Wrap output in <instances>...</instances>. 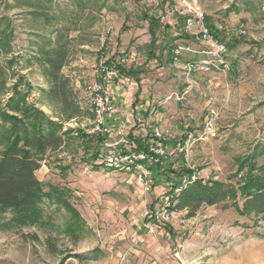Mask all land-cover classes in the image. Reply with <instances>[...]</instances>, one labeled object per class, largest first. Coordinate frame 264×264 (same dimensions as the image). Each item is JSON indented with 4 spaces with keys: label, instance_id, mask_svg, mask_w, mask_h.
Segmentation results:
<instances>
[{
    "label": "rangeland",
    "instance_id": "374dc122",
    "mask_svg": "<svg viewBox=\"0 0 264 264\" xmlns=\"http://www.w3.org/2000/svg\"><path fill=\"white\" fill-rule=\"evenodd\" d=\"M165 1L156 5L151 0H0V19H8L13 29L12 52L6 57H15L11 68L30 83L28 100L35 107L61 121L63 130L85 133L93 120L83 96L91 64L108 61L125 71L138 70V79L125 75L123 82L113 83L121 120L114 119L106 140L122 138L119 144L126 148L132 145L130 136L150 138L157 126L170 128L165 142L170 148L185 129L200 130L207 105L214 106L215 134L197 141L187 160L165 157L163 169L170 163L177 170L183 162L199 172V179L229 182L236 170L234 157L256 143L264 145V0H196L215 27L222 20L219 38L230 51L229 69L209 75L183 73L182 65L194 59V52L174 59L166 49L158 50L157 45L169 41L172 47L202 48L185 33L181 18L174 15L166 24L159 22L167 15ZM230 3L245 13L232 33L225 21L232 12H226ZM145 16L156 20L154 58L148 53ZM48 39L68 43L69 61L61 73L69 78L79 107L72 117L48 92L46 67L36 59L38 47ZM10 72L7 86L16 80ZM7 95H0V100ZM140 108H147V114H136ZM75 133L62 149L46 150L35 173L45 183L69 189V201L86 230L76 239L65 233L66 211L46 203L47 226L0 230V264H264V220L253 224L251 217L224 204L203 205L193 215L177 209L176 215L166 218L171 186L164 175L174 178L173 174L161 169L145 192L136 177L101 167L99 157L105 151L101 137L95 148L98 157L92 160L95 139L82 141ZM147 225L153 226L152 232Z\"/></svg>",
    "mask_w": 264,
    "mask_h": 264
},
{
    "label": "trees",
    "instance_id": "16d2710c",
    "mask_svg": "<svg viewBox=\"0 0 264 264\" xmlns=\"http://www.w3.org/2000/svg\"><path fill=\"white\" fill-rule=\"evenodd\" d=\"M237 8L233 3L226 12ZM143 18L148 22L150 35L148 53L154 58L152 48L156 42V20L152 16ZM204 19L214 35L219 37L224 32L222 27L214 26L211 16L204 15ZM12 30L8 19H0V95L8 94L0 100V230L32 225L47 226L50 216L43 207L47 203L66 211L68 218L64 232L76 239L87 227L80 212L69 201V189L45 183L37 178L35 172L40 168L46 150L62 149L71 133L76 132L75 136L82 141L92 142L95 139L92 160L98 157L95 148L101 138L81 129L63 130L61 121L46 115L28 100L32 90L30 83L11 68L15 57H6L12 52ZM169 43L157 45L158 50L166 49L170 55L172 43ZM36 56L39 63L46 67L50 84L48 92L63 104L68 117L76 115L79 107L75 105L69 78L61 73L62 67L69 61L67 41L48 39L38 47ZM119 68L127 77L138 79V70L130 68L125 71ZM7 72H10V76H16L10 86L6 85ZM90 116L93 117L92 114ZM130 139L132 146L137 149H146L148 146V137L130 136ZM164 158L151 166L153 175L157 180L162 174L159 173L161 169V172L173 174L174 178L166 175L164 178L170 186L177 187L181 177L191 173L192 169L183 162L177 170L170 163L163 169ZM234 161L236 170L230 176L231 181L198 179L187 184L178 193L177 209L185 208L188 215H193L203 205L224 204L231 206L240 215L251 217L253 224L264 220V145L254 144L246 154L235 156Z\"/></svg>",
    "mask_w": 264,
    "mask_h": 264
},
{
    "label": "built area",
    "instance_id": "2783aa9c",
    "mask_svg": "<svg viewBox=\"0 0 264 264\" xmlns=\"http://www.w3.org/2000/svg\"><path fill=\"white\" fill-rule=\"evenodd\" d=\"M154 4H160L163 0H151ZM167 15L160 16L159 22L166 24L170 17L176 15L183 21L186 34L201 45L204 57L191 59L182 65L183 73L191 75L195 73L209 75L214 72L229 69L227 61L228 48L224 40L214 35L212 30L205 24L204 13L194 0H166L164 2ZM195 52L190 45L176 44L171 48V56L176 59L183 52ZM90 78L84 82L83 96L93 115L91 127L87 130L89 135L102 138L104 153L100 156L99 164L103 169L116 171L128 176H134L140 182V188L148 191L154 185L151 166L158 163L162 158L169 155H179L184 160L192 154L195 143L206 140L215 134L217 110L208 104L205 110L200 130L185 129L172 146L165 143L171 137L169 127L157 126L152 129L146 149H137L134 146H121L122 138L118 140H106L112 135V128L108 118L114 111V96L111 86L114 82H123L126 77L116 64L98 61L90 66ZM208 100H212L209 97ZM186 162V161H185ZM199 172L193 169L180 179V185L170 187L169 197L166 196L164 214L166 218L176 215L178 193L187 184L199 179ZM152 232L153 226L147 225Z\"/></svg>",
    "mask_w": 264,
    "mask_h": 264
},
{
    "label": "crops",
    "instance_id": "0c3cea01",
    "mask_svg": "<svg viewBox=\"0 0 264 264\" xmlns=\"http://www.w3.org/2000/svg\"><path fill=\"white\" fill-rule=\"evenodd\" d=\"M196 1V0H195ZM232 2V1H231ZM230 5H231V3H230ZM223 8H227V6L225 5V6H223ZM240 10H242V9H240V8H237V10L236 11H238V12H235V11H232V12H230L229 14H228V16L225 18V21L227 22V23H229V26H231V29H230V33H232L233 31H234V29H235V27L237 26L236 24H238L237 23V20L239 19V17H241V16H243V14H245V13H243L242 14V12H240ZM208 14H212L211 12H208ZM175 23H176V21H174ZM224 26V23L222 22V20L221 21H219V24L216 26L217 28H221V27H223ZM165 38H166V36H164ZM228 55H230V51L228 50V53H227V56ZM193 57H194V59H197V58H201V57H204V54L202 53V51L201 50H195V52H194V54L192 55ZM227 58V57H226ZM114 86L112 85L111 86V91L115 94H117L118 93V91H116L117 90V88H113ZM119 103V99L118 98H114V111H113V113H112V115L108 118V123H109V125L111 126V128H113V124H114V119H116V120H118V119H120L121 120V115H119L120 113H119V107L117 108L116 106H117V104ZM147 112V108H140V109H138L137 110V112H136V114H140L141 116H144V114H147L146 113ZM149 114H152V112H151V110H149L148 111V115ZM126 119H128V118H126ZM116 123V122H115ZM110 140V139H109ZM39 180H41L40 178H39Z\"/></svg>",
    "mask_w": 264,
    "mask_h": 264
}]
</instances>
